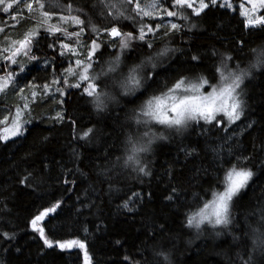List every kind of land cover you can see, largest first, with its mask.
Listing matches in <instances>:
<instances>
[{
    "label": "snow or ice",
    "instance_id": "1",
    "mask_svg": "<svg viewBox=\"0 0 264 264\" xmlns=\"http://www.w3.org/2000/svg\"><path fill=\"white\" fill-rule=\"evenodd\" d=\"M230 11L244 18L241 29L247 32L221 38L225 26L217 22L216 13L222 20ZM0 14L6 17L0 26V95L12 92L20 99L11 121L8 116L0 120V143L7 146L17 138L26 139L34 127L32 111L54 102V115L41 117L49 121L48 130L67 124L82 146L102 138L92 173L107 185L109 198L116 195L122 201L119 209L137 214L153 194L129 189L131 195H120L123 190L114 183L131 177L142 185L144 178H154L152 161L144 154H155L165 146L158 141L171 143L181 137L188 141L183 154L193 161L189 187L177 180L173 169L166 171L170 183L164 199L174 211L171 216L152 217L144 233L152 243L141 241L133 254L139 257L137 264H174L176 236L169 227L173 218L180 219L181 232L195 229L197 239L206 233L232 234L237 243L230 246L243 248L235 253V264H264V191L254 198V206L245 203L264 178V139L258 148L254 143L239 147V137L259 123L252 118L249 89L257 79L264 81V0L238 5L232 0H0ZM25 23L22 33L8 35ZM193 35H208L222 45L227 40L228 48L221 51L208 44L193 50ZM33 71L46 73L43 82L24 75ZM73 93L93 114L91 126L79 134L76 120L65 108ZM192 136L198 139L192 141ZM50 140L41 134L34 146L43 149ZM257 155L259 166L254 162ZM79 159L80 152L74 149L72 163ZM38 163L36 174L27 169L23 176L17 174L18 187L37 193L47 186L49 164L42 154ZM76 173L84 175L78 167L61 169L65 193L75 188V179L69 176ZM3 185L0 180V264H11L13 256L23 257L25 252L7 219L8 204L14 199L8 191L12 185ZM87 200L81 201L84 207H96L90 196ZM64 204L61 195L26 221L29 234L40 241L39 264H48L53 254L63 256L73 250H83V264H98L88 249L85 224L65 219L59 227L71 237L66 239L59 238L55 228L46 229V223L59 218ZM77 215L83 212L77 209ZM4 224L11 230H3ZM116 244L123 246L120 241ZM25 264L31 261L26 259ZM121 264L132 261L125 256Z\"/></svg>",
    "mask_w": 264,
    "mask_h": 264
},
{
    "label": "trees",
    "instance_id": "2",
    "mask_svg": "<svg viewBox=\"0 0 264 264\" xmlns=\"http://www.w3.org/2000/svg\"><path fill=\"white\" fill-rule=\"evenodd\" d=\"M242 0H232L234 5L240 4ZM66 2V0H61ZM75 6V5H74ZM223 11V10H221ZM27 15V14H26ZM6 17L0 14V26H4ZM244 18L237 13L229 12L220 20V13H216L217 22L223 23L225 32L221 33V38L225 34L229 38L236 36L241 32L246 33L247 29H241V21ZM27 24L12 29L8 35L14 33H22ZM207 27V25H205ZM71 30V29H70ZM131 30V29H125ZM214 31V30H213ZM3 34H0L2 37ZM15 38H19L18 36ZM189 39V37H185ZM193 43V50L200 46H207L214 44L221 51H226L228 48V41L224 40L223 45L216 40L210 39L208 35H193L191 36ZM258 43V41H257ZM182 46V45H173ZM40 55V53H36ZM31 66V65H30ZM28 79L32 76L37 77V82H43L46 73L33 71L32 73L24 74ZM22 86V85H21ZM250 92L253 97L251 103L253 105V119L259 121L254 130H249V134L239 137L241 149L255 144L259 147L261 139H264V81L257 79L256 83L250 86ZM17 95L9 92L7 96L0 95V120L5 116L9 117V121L15 113ZM56 108L54 102H45L39 107H36L32 113L31 118L34 119V127L31 129V134L26 139L17 138L15 143L9 142L7 146L0 143V180L4 182V187L12 186L8 191L14 194V199L8 204L11 209V215L7 219L12 221L15 230L19 233L17 242L23 246L25 255L23 257L13 256L11 264H25V260H30L31 264H39L40 257L37 254L40 249V241L33 239L29 234L26 226V221L34 214L41 211L44 207L49 205L50 201L59 198L63 195L65 204L63 211L58 210L59 218L53 219L51 224H45L46 229L49 227L55 228L58 237L61 239L71 238L64 234V230L59 227L65 219L71 221H79L88 228L87 244L90 254L94 253V261L98 264H121L125 256L130 257L132 264H137L139 257L133 255L141 241H147L145 236L146 226H150L152 217L154 216H171L173 210L167 208V201L164 199L166 189L170 183V178L165 175L168 169H173L178 181H182L185 187L188 185V177L191 175L189 169L193 167L191 158H186L183 154V147L188 144V141L182 140L181 137L171 142L164 143L165 146L159 148L155 154H144L152 161V169L154 178H144L143 184L133 182L129 177L126 181H116L115 187H119L123 191L120 195H131L129 189L137 192L148 191L151 192L152 199L145 202V206L137 214H130L118 208L122 202L113 195L109 198L106 193L107 185L98 181L96 176L92 173V161L99 152L96 149L103 144V139L94 140L92 144L82 146L81 143L73 139V129L71 126L65 124L63 126L57 125L54 129L49 131V121L42 120L41 117L54 115L53 109ZM65 108L68 110L69 117L76 120V133H81L86 127L91 126L90 121L93 119V114L89 110V106L79 98L77 93H73L66 101ZM11 113V115H10ZM3 127V126H0ZM47 135L51 137L50 142L43 148L34 146L39 135ZM198 138L192 136L191 140L195 141ZM115 137L111 143H115ZM78 149L80 152V159L74 165L72 163V152ZM32 154L30 159H27L28 154ZM46 158L49 164V176L47 179V186L37 189V193L24 189L22 186L18 187L17 174L24 175V169H27L33 174L40 169L38 163L40 155ZM120 153L117 152V155ZM261 157L257 155L255 163L259 166ZM27 160V162H26ZM99 164V161H96ZM197 164L200 161H196ZM204 166L207 162L204 161ZM78 167L84 173L81 176L76 173L74 176H69V179H75L76 186L69 192H64L65 185L61 184V169H72ZM176 181H172L175 183ZM195 181H193V185ZM264 178L257 182L254 191L249 192L245 198V203L251 202L255 205V197L259 196L261 191H264ZM96 191L93 192L92 188ZM208 187L207 184L204 185ZM192 191H199L198 188L192 187ZM95 202L96 207L86 208L81 204V201L88 202L87 197ZM79 197V199H77ZM99 197V199H97ZM2 198V197H0ZM208 198L211 196L209 194ZM190 199V197H189ZM77 209L83 212L82 216L77 215ZM180 219L173 218L169 220V227L176 236L175 248L172 249V259L174 264H235V253L243 252V248H234L230 245L237 243L233 240L232 234L221 235L219 237L208 236L207 233L201 238H196V230L192 229L190 232H181ZM99 225V229H97ZM3 230L10 231L7 224L2 225ZM80 239H84V235L77 232ZM239 237L240 233H235ZM116 241L122 243V247L116 244ZM253 239L248 238V249L252 250ZM78 252V254H77ZM256 259H261L259 250L255 253ZM48 264H83V250H73L71 254L63 256H56L55 254L48 257Z\"/></svg>",
    "mask_w": 264,
    "mask_h": 264
},
{
    "label": "rangeland",
    "instance_id": "3",
    "mask_svg": "<svg viewBox=\"0 0 264 264\" xmlns=\"http://www.w3.org/2000/svg\"><path fill=\"white\" fill-rule=\"evenodd\" d=\"M244 2V0H242L240 3H243ZM246 7H250L249 5H245ZM16 103H20V99H19V97H17V99H16ZM13 115H14V113H13ZM12 119V118H11ZM11 119H10V121H11Z\"/></svg>",
    "mask_w": 264,
    "mask_h": 264
}]
</instances>
